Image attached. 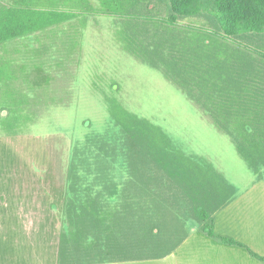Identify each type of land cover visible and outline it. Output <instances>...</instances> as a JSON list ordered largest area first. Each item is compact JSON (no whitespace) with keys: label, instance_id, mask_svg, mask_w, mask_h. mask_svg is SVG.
Segmentation results:
<instances>
[{"label":"trees","instance_id":"1","mask_svg":"<svg viewBox=\"0 0 264 264\" xmlns=\"http://www.w3.org/2000/svg\"><path fill=\"white\" fill-rule=\"evenodd\" d=\"M97 2L0 0V47L71 20L110 16L122 48L179 87L258 172L264 166V0ZM7 73L0 68V76ZM38 78L46 80L42 73ZM107 104L119 134L112 142L105 134L92 137L90 146L72 150L58 264L163 258L186 238L188 219L264 263L242 242L214 233L213 214L235 188L205 158L175 149L146 118L114 98ZM118 154L127 170L121 183L109 172Z\"/></svg>","mask_w":264,"mask_h":264},{"label":"rangeland","instance_id":"2","mask_svg":"<svg viewBox=\"0 0 264 264\" xmlns=\"http://www.w3.org/2000/svg\"><path fill=\"white\" fill-rule=\"evenodd\" d=\"M82 22L71 20L0 47V68L8 69L7 75L0 76V203L22 200L25 195L57 201L60 179L65 188L72 150L90 146L92 137L105 134L112 142L119 134L107 104L108 98H114L129 112L158 126L178 151L205 158L235 188L230 206L213 214L214 233L264 255V166L255 172L231 137L179 87L159 69L126 52L110 16L92 15ZM39 73L45 81L40 82ZM111 164L109 172L116 182L125 181L121 154ZM108 201L114 205L117 200ZM55 222L52 218L51 223L42 224L41 232L54 237ZM193 224L197 225L188 219L186 230ZM58 226L60 231L62 225ZM29 231L33 226L0 223V259L5 234L14 239L16 235L18 244L20 235ZM197 231L196 237L206 238Z\"/></svg>","mask_w":264,"mask_h":264},{"label":"crops","instance_id":"3","mask_svg":"<svg viewBox=\"0 0 264 264\" xmlns=\"http://www.w3.org/2000/svg\"><path fill=\"white\" fill-rule=\"evenodd\" d=\"M60 184L61 193L57 195V201L53 197L42 201L37 196L25 195L22 200L0 203V223L33 226L32 232L20 235L19 239L22 242L18 244L15 243L16 235H14L15 239L8 233L4 235L1 244L0 264H58V225L63 222L62 207L65 194L61 179ZM227 206L230 204L225 208ZM52 218L56 219L55 225H57L54 237L51 234L42 233L40 230L41 225L51 223ZM191 227V230L187 231L186 238L177 248L163 258L154 259L160 263L152 264H264L251 255L248 250L229 247L213 239L211 241L208 236L202 239L203 243L200 245L199 241L202 242V240L196 237L198 226L193 224ZM251 250L264 256L253 249ZM115 262L93 264H116Z\"/></svg>","mask_w":264,"mask_h":264}]
</instances>
